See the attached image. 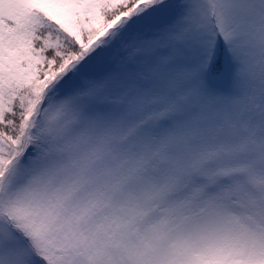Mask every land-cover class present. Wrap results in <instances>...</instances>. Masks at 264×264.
Returning a JSON list of instances; mask_svg holds the SVG:
<instances>
[{
    "label": "snow or ice",
    "instance_id": "obj_1",
    "mask_svg": "<svg viewBox=\"0 0 264 264\" xmlns=\"http://www.w3.org/2000/svg\"><path fill=\"white\" fill-rule=\"evenodd\" d=\"M0 264H264V0H0Z\"/></svg>",
    "mask_w": 264,
    "mask_h": 264
}]
</instances>
